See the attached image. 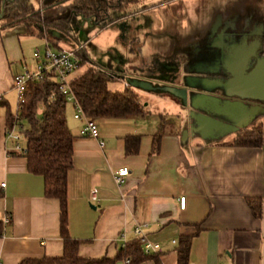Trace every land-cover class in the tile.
<instances>
[{
	"label": "crops",
	"instance_id": "obj_1",
	"mask_svg": "<svg viewBox=\"0 0 264 264\" xmlns=\"http://www.w3.org/2000/svg\"><path fill=\"white\" fill-rule=\"evenodd\" d=\"M123 11L128 14L103 28L93 25L92 18H78L76 39L71 41L39 34V27L28 22L2 28L0 17V100L6 104H0V264L63 253L59 201L45 197L42 176L28 171L24 157L10 154L12 143L5 139L6 113H15L12 78L23 63L34 67L47 47L66 48L71 42L82 45L87 55L81 39L87 42L105 30L107 39L99 40L101 62L88 54L67 80L70 83L90 66L103 67L111 76L107 89L134 93L142 113L96 118L104 142L101 148L98 139L80 134L83 121L74 117L72 103L66 105V123L73 136L67 230L79 242L78 255L115 257L124 243L139 240L133 227L146 223L143 233L160 250L134 263L126 262L128 258L114 264H178L176 249L182 236H191L186 264H264V117L258 115L219 138H202L192 132L189 109L176 98L126 84L130 77L156 84L169 75L175 84L183 85L186 77L221 93L243 58L261 57L264 52V0H134ZM36 50L40 59L35 58ZM253 61L248 60L244 71ZM209 104L218 107L213 101ZM241 112L236 115L242 116ZM167 113L172 114V125L165 131L159 115ZM257 119L254 135L251 126ZM243 133L257 138L258 146L229 142ZM156 134H160L158 150L152 153ZM128 135L140 137L136 154L125 152ZM121 166H127L130 174L119 187L112 173ZM93 188L100 197L97 203L89 198ZM180 196L186 199L184 209L179 208ZM247 198L258 199V217L251 214Z\"/></svg>",
	"mask_w": 264,
	"mask_h": 264
},
{
	"label": "trees",
	"instance_id": "obj_2",
	"mask_svg": "<svg viewBox=\"0 0 264 264\" xmlns=\"http://www.w3.org/2000/svg\"><path fill=\"white\" fill-rule=\"evenodd\" d=\"M134 0H41L36 9L29 0H12L5 8L2 28L20 22H28L40 29L39 34L49 35L56 30L70 41L76 39L78 18H92L98 28H103L118 17L128 14L123 8ZM123 11V12H122ZM81 65L87 60L83 48L77 50ZM111 79L107 69L90 66L82 75L70 81L72 91L89 117H124L138 115L142 111L135 102L133 93L111 92L107 82ZM67 100L57 87L53 74L45 75L43 81L29 83L25 102L19 112L22 125V152L10 154L26 159L29 172L42 176L44 195L59 201L60 235L63 253L58 257L24 259L19 264H114L118 259L130 258V263L142 260L147 254L141 250L139 240L126 243L115 257L83 258L78 255L79 242L69 236L67 230V174L73 164V136L65 117ZM0 104L6 106L0 100ZM42 106V109L39 106ZM14 122V113H6V127ZM160 134L153 140L152 153L158 150ZM140 137L125 138V152L136 154ZM233 145L258 146L257 138L236 137ZM247 205L254 217L259 216V201L247 198ZM1 230V221H0ZM191 245V236H182L177 246L178 264H186ZM143 253L144 255H142Z\"/></svg>",
	"mask_w": 264,
	"mask_h": 264
},
{
	"label": "water",
	"instance_id": "obj_3",
	"mask_svg": "<svg viewBox=\"0 0 264 264\" xmlns=\"http://www.w3.org/2000/svg\"><path fill=\"white\" fill-rule=\"evenodd\" d=\"M80 24H83V21ZM49 35L56 39L69 40L56 30H50ZM251 58L254 60L251 67L244 71ZM251 58H243L241 66H238L232 76L224 81L219 94H215L210 87L193 84V79L190 83L186 77L183 85L173 83L169 75L160 78L156 84L150 79L136 77L126 79V83L136 89L164 93L176 98L181 106L189 109L192 132L202 138L209 137L213 140L244 127L258 115L264 117V52L261 57L252 55ZM211 101L215 105L218 103V107L211 108L209 106ZM230 107L237 108L236 112L242 110V116L238 113L236 115L235 110ZM217 129H220V132L215 135L214 131ZM183 134L185 140L187 129Z\"/></svg>",
	"mask_w": 264,
	"mask_h": 264
},
{
	"label": "built area",
	"instance_id": "obj_4",
	"mask_svg": "<svg viewBox=\"0 0 264 264\" xmlns=\"http://www.w3.org/2000/svg\"><path fill=\"white\" fill-rule=\"evenodd\" d=\"M81 47V45H78L77 48H59L57 50L47 47L41 59L39 51L36 50L35 58L40 59L39 62L32 68L23 63L22 70L12 78V87L17 94V109L14 113L13 124L10 127H6L4 131L5 139L12 143V151L22 152L24 150L21 143L24 135L22 132V125L19 121V112L25 102V93L28 85L32 81H43L45 75L49 73L54 75L58 91L65 96L67 102L72 103L74 106V117L83 121L80 134L98 139L100 147H104V142L99 139V129L96 118L89 117L84 113L67 80L68 75L81 66V59L77 54L78 48L80 49ZM129 174L130 170L127 166H121L115 169L112 173L115 184L119 187L122 186ZM1 186H4V183H2ZM89 198L92 203L99 202L100 197L96 188L91 190ZM178 202L179 208L184 209L186 205L185 196H180ZM9 220L10 216L6 215L4 222H8ZM146 226V223L138 224L133 227L132 231L139 239L142 252L148 255L158 252L160 246L158 243L152 242L146 238V235L143 233V229ZM120 236L123 240L125 239L124 232H122ZM124 245L125 243L123 246ZM128 261L129 260H126V262Z\"/></svg>",
	"mask_w": 264,
	"mask_h": 264
},
{
	"label": "rangeland",
	"instance_id": "obj_5",
	"mask_svg": "<svg viewBox=\"0 0 264 264\" xmlns=\"http://www.w3.org/2000/svg\"><path fill=\"white\" fill-rule=\"evenodd\" d=\"M31 2L33 3V6H34L36 9H38V8L40 7L41 0H31ZM5 21H7V20H5ZM5 21L3 20V21L1 22V24H3ZM108 33H109V30H105L104 32L101 33L100 37L98 36V37L95 38V39L90 38L87 42L84 41L83 39H81L82 42L86 43V44H85V51L87 52V55H88V54H92L93 58H94V59L96 58L95 60H97L98 62H101L102 58L104 57V54H103L102 51H101V47H99V40H101V39L106 40L107 37H108ZM106 35H107V37H106ZM70 44H71V46L66 47V48H77V46H78V45L73 44V43H71V42H70ZM75 45H76V46H75ZM81 46H82V45H81ZM81 48H82V47H81ZM81 48H80V49H81ZM53 50H57V49H53ZM78 50H79V48H78ZM107 55H108V53H107ZM15 93H16V92H15ZM128 94L131 95V94H130V91H128ZM133 94H134V93H133ZM150 99H152V98H150ZM137 101H140V102H141V100L138 99V97L136 96V97H135V102L137 103ZM142 101H143V100H142ZM140 102H139V103H140ZM144 103H145V102H143V104H144ZM159 104L161 105V109H162V111H163L164 104H163L162 102H160ZM155 107H156V106H155ZM16 109H17V94H16L15 110H14V111H16ZM165 115H166V116H164V114H163L162 116L159 115V119L162 120V123L164 124V125H163V128L165 129V131H167L168 129L171 128V125H172V124H170V119H172V116H171L172 114H171V113H167V114H165ZM259 120H260V119H257L256 121H253V123H252L251 128H252V131H253L254 135H256L257 130L259 129ZM185 129H186V127H184V130H185ZM182 133H183V131H182ZM182 133H181V137L185 135V134H182ZM236 137H244V133H243V134H240V135H237V136H234L233 138H228V139H229V142H230V143L233 142L234 139H235ZM187 140H189V139L187 138ZM229 142H228V143H229ZM21 143H22V145H23V140L21 141Z\"/></svg>",
	"mask_w": 264,
	"mask_h": 264
},
{
	"label": "flooded vegetation",
	"instance_id": "obj_6",
	"mask_svg": "<svg viewBox=\"0 0 264 264\" xmlns=\"http://www.w3.org/2000/svg\"><path fill=\"white\" fill-rule=\"evenodd\" d=\"M12 1V0H0V17L3 18L4 16V12H5V8L8 5V3Z\"/></svg>",
	"mask_w": 264,
	"mask_h": 264
}]
</instances>
